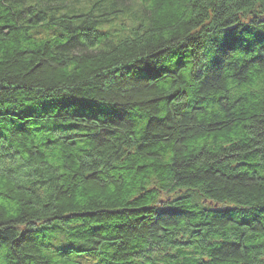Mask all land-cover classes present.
Here are the masks:
<instances>
[{
	"label": "trees",
	"instance_id": "trees-1",
	"mask_svg": "<svg viewBox=\"0 0 264 264\" xmlns=\"http://www.w3.org/2000/svg\"><path fill=\"white\" fill-rule=\"evenodd\" d=\"M0 264H264V0H0Z\"/></svg>",
	"mask_w": 264,
	"mask_h": 264
}]
</instances>
